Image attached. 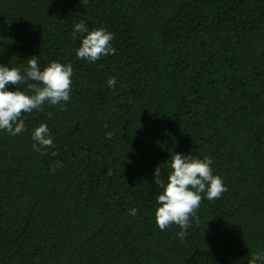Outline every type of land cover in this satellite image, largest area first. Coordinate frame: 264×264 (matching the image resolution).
I'll return each instance as SVG.
<instances>
[{"label":"trees","instance_id":"1","mask_svg":"<svg viewBox=\"0 0 264 264\" xmlns=\"http://www.w3.org/2000/svg\"><path fill=\"white\" fill-rule=\"evenodd\" d=\"M81 21L111 32L116 54L77 58ZM33 56L41 69L71 62V98L24 113L16 136L0 130V264H248L264 252V0H0V65ZM40 124L47 155L33 148ZM174 153L211 158L228 189L201 194L183 240L155 222L154 170L166 184Z\"/></svg>","mask_w":264,"mask_h":264},{"label":"clouds","instance_id":"2","mask_svg":"<svg viewBox=\"0 0 264 264\" xmlns=\"http://www.w3.org/2000/svg\"><path fill=\"white\" fill-rule=\"evenodd\" d=\"M74 31L86 33L76 50L77 58L96 62L103 56L116 54V49L111 44L113 34L106 29L89 31L81 21L74 25ZM26 61L27 66L23 69L0 65V130H6L11 136L25 130V121L22 118L24 113L41 111L45 103L63 106L71 98V62L62 64L52 61L41 69L38 57H30ZM21 84L26 85L30 95L19 89ZM107 84L115 87L116 78L110 77ZM8 85L15 86V90H9ZM105 135L111 139L114 134L106 132ZM32 139L36 142L33 144L34 150L40 151L42 155H47L45 149L54 147V137L46 124H40L33 130ZM212 163L209 157L200 159L174 153L168 165L171 172L166 184L160 179L163 164L154 170V182L163 189L157 197L158 207L155 211V222L160 230L175 224L181 229L177 236L185 239L186 230L191 226L190 218L198 221L196 213L202 202L201 194L205 193L206 198L211 201L219 199L228 190L223 180L218 175H213ZM56 166H59V162L53 166L52 171H55ZM137 212L138 209L129 210V214L133 216ZM258 262L264 264V252L252 253L248 260V264Z\"/></svg>","mask_w":264,"mask_h":264}]
</instances>
